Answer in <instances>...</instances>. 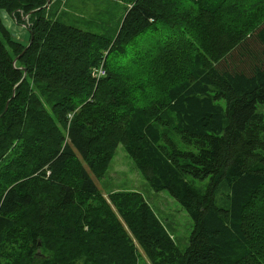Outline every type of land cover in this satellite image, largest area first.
Wrapping results in <instances>:
<instances>
[{"label":"trees","instance_id":"trees-1","mask_svg":"<svg viewBox=\"0 0 264 264\" xmlns=\"http://www.w3.org/2000/svg\"><path fill=\"white\" fill-rule=\"evenodd\" d=\"M121 1L107 36L0 0L31 12L26 42L0 14V264H264V0ZM118 143L191 219L184 249L96 186Z\"/></svg>","mask_w":264,"mask_h":264},{"label":"rangeland","instance_id":"rangeland-1","mask_svg":"<svg viewBox=\"0 0 264 264\" xmlns=\"http://www.w3.org/2000/svg\"><path fill=\"white\" fill-rule=\"evenodd\" d=\"M245 1L247 0H241L240 2L244 4ZM45 11L67 24L111 36L116 28L118 19L123 15L124 8L122 7L121 0H50V2L46 4ZM0 14L2 15L5 26L14 37L22 42L28 41L29 34L26 30L27 22L24 17L25 27L23 28L22 24H16L11 16L8 15L13 21V25H11L10 19L6 17L7 12L4 10H0ZM17 26L19 27L17 30L18 32L24 31V33L21 34V37H23L21 39L16 36L15 29ZM20 27L22 29H20ZM168 32V30L162 28L161 31L155 35V37H157L155 44H152L148 39V41L139 46H148L149 49L150 47L157 46L160 41L158 38L165 37ZM178 36L177 32H174L172 38L180 43L181 39ZM150 38L153 39V37ZM144 52L145 50L143 53ZM128 54L133 55L136 54V52L130 50ZM98 67L95 71V76L101 77L103 75L99 72ZM257 109L261 111L264 116V103L259 104ZM92 179L105 197H107V193L111 191L136 190L143 193L149 201V204L157 213L158 218L165 223L177 247L181 250L184 249L192 229L191 219L186 211L166 190L154 191L150 188L143 175L135 167L132 159L125 151L122 143L117 144L114 155L104 175L100 178L92 176ZM193 183L200 188L205 184L204 181H194Z\"/></svg>","mask_w":264,"mask_h":264},{"label":"water","instance_id":"water-1","mask_svg":"<svg viewBox=\"0 0 264 264\" xmlns=\"http://www.w3.org/2000/svg\"><path fill=\"white\" fill-rule=\"evenodd\" d=\"M48 2H49V0H45V5L48 4ZM30 13H31V12H28V13L26 14V17H27ZM23 51H24V50H23ZM16 60H17V57L13 59V62H15ZM23 71H25L24 68H23ZM6 108H7V102H6V105L4 106L3 111H2L1 114H0V116L5 112ZM38 244H39V242H38Z\"/></svg>","mask_w":264,"mask_h":264},{"label":"crops","instance_id":"crops-1","mask_svg":"<svg viewBox=\"0 0 264 264\" xmlns=\"http://www.w3.org/2000/svg\"><path fill=\"white\" fill-rule=\"evenodd\" d=\"M6 17H8V15H6ZM8 18H9V17H8ZM9 19H10V18H9ZM10 23H11V25H13V21H12L11 19H10ZM18 29H19V27L17 26V28L15 29V30H16V31H15V32H16V36H17V37H20V39H21V38H23V37H21V34H23L24 31L22 30L23 32H18V31H17ZM20 29H22V28L20 27Z\"/></svg>","mask_w":264,"mask_h":264},{"label":"built area","instance_id":"built-area-1","mask_svg":"<svg viewBox=\"0 0 264 264\" xmlns=\"http://www.w3.org/2000/svg\"><path fill=\"white\" fill-rule=\"evenodd\" d=\"M97 70V68L96 69H94L93 70V74H94V76H95V71ZM98 70H99V72L103 75L104 74V71L102 70V66L100 65L99 67H98ZM96 77V76H95ZM98 78V77H97Z\"/></svg>","mask_w":264,"mask_h":264},{"label":"bare ground","instance_id":"bare-ground-1","mask_svg":"<svg viewBox=\"0 0 264 264\" xmlns=\"http://www.w3.org/2000/svg\"><path fill=\"white\" fill-rule=\"evenodd\" d=\"M263 117V116H262Z\"/></svg>","mask_w":264,"mask_h":264}]
</instances>
